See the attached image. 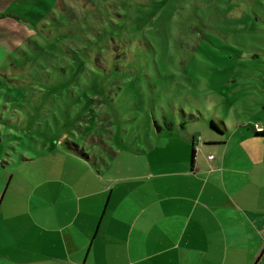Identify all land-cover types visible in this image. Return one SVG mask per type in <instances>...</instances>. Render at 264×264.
<instances>
[{
	"label": "rangeland",
	"instance_id": "374dc122",
	"mask_svg": "<svg viewBox=\"0 0 264 264\" xmlns=\"http://www.w3.org/2000/svg\"><path fill=\"white\" fill-rule=\"evenodd\" d=\"M9 12L36 33L16 64L0 54V148L15 175L67 144L109 157L165 122L203 136L210 120L264 116V0H6Z\"/></svg>",
	"mask_w": 264,
	"mask_h": 264
},
{
	"label": "crops",
	"instance_id": "0c3cea01",
	"mask_svg": "<svg viewBox=\"0 0 264 264\" xmlns=\"http://www.w3.org/2000/svg\"><path fill=\"white\" fill-rule=\"evenodd\" d=\"M5 15L16 64L35 23ZM157 126L109 157H23L38 166L16 175L0 148V264H264V116L203 136Z\"/></svg>",
	"mask_w": 264,
	"mask_h": 264
},
{
	"label": "trees",
	"instance_id": "16d2710c",
	"mask_svg": "<svg viewBox=\"0 0 264 264\" xmlns=\"http://www.w3.org/2000/svg\"><path fill=\"white\" fill-rule=\"evenodd\" d=\"M2 15V14H0ZM209 125L211 128H213L215 131H218L217 129V126L215 125V123L213 121H209ZM171 126V123L170 122H165L164 125H163V128L162 126H160L163 130H167L168 127ZM156 127H158L156 125ZM159 128V127H158ZM67 149L71 152H74L75 154L79 155L81 158H84V159H88L89 155L87 154V152L84 151V148H79V146L75 143H72V144H67L66 145ZM194 155V151L191 149V159Z\"/></svg>",
	"mask_w": 264,
	"mask_h": 264
},
{
	"label": "built area",
	"instance_id": "2783aa9c",
	"mask_svg": "<svg viewBox=\"0 0 264 264\" xmlns=\"http://www.w3.org/2000/svg\"><path fill=\"white\" fill-rule=\"evenodd\" d=\"M253 128H254V130L257 131V132L262 131V128H261L259 125H257V124L253 125ZM211 157H212V155H209V156H208V158H211Z\"/></svg>",
	"mask_w": 264,
	"mask_h": 264
}]
</instances>
